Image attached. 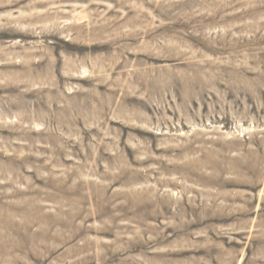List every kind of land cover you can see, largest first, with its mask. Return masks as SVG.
Wrapping results in <instances>:
<instances>
[{
    "label": "rangeland",
    "instance_id": "1",
    "mask_svg": "<svg viewBox=\"0 0 264 264\" xmlns=\"http://www.w3.org/2000/svg\"><path fill=\"white\" fill-rule=\"evenodd\" d=\"M0 264H264V0H0Z\"/></svg>",
    "mask_w": 264,
    "mask_h": 264
}]
</instances>
